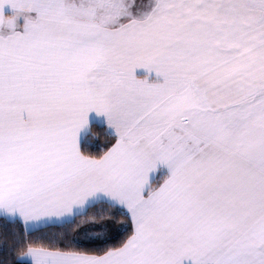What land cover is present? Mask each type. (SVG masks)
<instances>
[{"label": "snow or ice", "instance_id": "snow-or-ice-1", "mask_svg": "<svg viewBox=\"0 0 264 264\" xmlns=\"http://www.w3.org/2000/svg\"><path fill=\"white\" fill-rule=\"evenodd\" d=\"M132 7L0 0V214H130L121 246L32 264H264V0ZM91 114L115 136L99 158L81 152Z\"/></svg>", "mask_w": 264, "mask_h": 264}, {"label": "trees", "instance_id": "trees-1", "mask_svg": "<svg viewBox=\"0 0 264 264\" xmlns=\"http://www.w3.org/2000/svg\"><path fill=\"white\" fill-rule=\"evenodd\" d=\"M114 142L115 136L109 134L105 124L94 122L81 148L83 153L99 157ZM111 218H124L128 223L126 229L103 239L93 234L94 229L85 228L95 221V223H104L102 227L113 233L114 224H108ZM132 230L133 226L127 211L104 203L90 206L83 214L77 215L72 223L52 224L35 229H26L19 220L0 217V264H29L20 256L30 247L100 254L109 248L121 246L131 235Z\"/></svg>", "mask_w": 264, "mask_h": 264}, {"label": "crops", "instance_id": "crops-1", "mask_svg": "<svg viewBox=\"0 0 264 264\" xmlns=\"http://www.w3.org/2000/svg\"><path fill=\"white\" fill-rule=\"evenodd\" d=\"M125 2L128 3V4H133V7H132L133 13L139 14L141 12L150 10V5L153 2V0H150V3L146 7H143L142 6V3L141 2H138L136 0L135 1H125ZM8 15H10V13ZM23 25H24V21H23V19H20L18 21V27L20 29H22L23 28ZM147 78H150L149 77V72H148L147 69L138 70L137 71V79H147ZM94 122L101 123V124H105L108 127V123H107L106 118H101L100 116H97L96 114H91V117H90V128H91V125ZM81 147H82V143H81ZM81 152L83 153L82 148H81ZM83 154L86 155V156H90V155H87L85 153H83ZM91 157H94V156H91ZM99 157H94V158H99ZM166 175H167V173H166V171L164 169L158 170L157 173L152 178V181H151L152 187L153 188H156L159 184L163 183V180L166 178ZM99 203H104V202H99ZM104 204H107L108 206H115V207L123 208L125 211H127V209L125 207H122V206H119V205H113V204H108V203H104ZM0 217H4V218H7V219H11V220H19L24 225V227L26 229H35V228H39V227L46 226V225L61 224L60 221H56V220H48V221L41 220L39 222H32V223H29V224L26 225L23 222V220L21 218H19V217H14V216L6 215V214H0ZM129 218H130V221H131L130 214H129ZM131 223H132V221H131ZM132 226H133V224H132ZM30 248H41V247H30ZM28 249L24 253L21 254L20 258L23 261H26L29 264H32L31 257L27 256ZM44 249H48V248H44ZM48 250H54V249H48ZM89 254H93V253H89ZM100 254H102V253H100ZM100 254H94V255H100Z\"/></svg>", "mask_w": 264, "mask_h": 264}, {"label": "rangeland", "instance_id": "rangeland-1", "mask_svg": "<svg viewBox=\"0 0 264 264\" xmlns=\"http://www.w3.org/2000/svg\"><path fill=\"white\" fill-rule=\"evenodd\" d=\"M125 1H135V0H125ZM136 1L141 2L143 7L148 6V4L150 3V0H136ZM147 79H149V78H147ZM105 127L109 131V128L106 125H105ZM108 222H109L108 224H110V223L114 224V232L113 233L110 232L108 229L102 227L104 223H97L96 222V223L87 225L85 228L86 229H89V228L94 229V232H93L94 235L97 234V236L102 237L103 239H106V238H109L110 235L123 232L126 229V226L128 224L124 218H119V219L111 218L108 220ZM92 225L94 227H91Z\"/></svg>", "mask_w": 264, "mask_h": 264}]
</instances>
